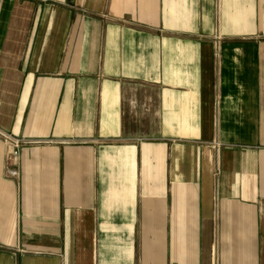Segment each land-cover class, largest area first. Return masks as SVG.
Wrapping results in <instances>:
<instances>
[{"label":"crops","instance_id":"0c3cea01","mask_svg":"<svg viewBox=\"0 0 264 264\" xmlns=\"http://www.w3.org/2000/svg\"><path fill=\"white\" fill-rule=\"evenodd\" d=\"M0 132V264H264V0H0Z\"/></svg>","mask_w":264,"mask_h":264},{"label":"built area","instance_id":"2783aa9c","mask_svg":"<svg viewBox=\"0 0 264 264\" xmlns=\"http://www.w3.org/2000/svg\"><path fill=\"white\" fill-rule=\"evenodd\" d=\"M0 139H3V141L7 144L8 147L5 156V171L7 177L10 179H16L18 176L16 169V161L19 157V149L22 146L23 141L19 139H15L11 136L4 135L1 132H0Z\"/></svg>","mask_w":264,"mask_h":264},{"label":"rangeland","instance_id":"374dc122","mask_svg":"<svg viewBox=\"0 0 264 264\" xmlns=\"http://www.w3.org/2000/svg\"><path fill=\"white\" fill-rule=\"evenodd\" d=\"M219 42H220V39H216V43H217V47H219Z\"/></svg>","mask_w":264,"mask_h":264}]
</instances>
